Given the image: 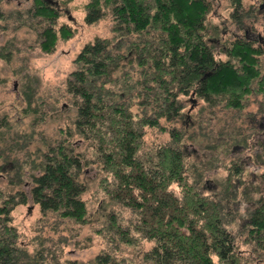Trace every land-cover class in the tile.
Segmentation results:
<instances>
[{"label":"trees","instance_id":"16d2710c","mask_svg":"<svg viewBox=\"0 0 264 264\" xmlns=\"http://www.w3.org/2000/svg\"><path fill=\"white\" fill-rule=\"evenodd\" d=\"M234 4L236 16L241 0ZM57 6L49 0H33L34 18L51 23L40 34L41 49L47 54L55 51L60 39L69 40L75 34L68 25L56 28L62 16ZM85 8L87 24H98L110 16L118 39H134L127 45L129 52L123 54L115 51L111 39L97 38L75 59L76 69L66 81L67 92L80 99L75 101L74 130L68 129L65 138L41 151L29 194L0 189V264H52L58 255L54 244L48 245L38 234L41 248L31 252L24 234L13 223V212L31 201L44 217L52 213L61 223L88 224L89 210L82 198L87 187L80 177L84 168L95 163L105 173L100 183L105 195L130 210L133 217L123 222L120 212L112 210L107 215L106 223L96 231L106 246L94 264H242L243 256L234 250L236 240L228 226L232 223L226 197L216 202L212 194L198 191L200 174L195 164L187 166L178 144L180 136H174L177 146L149 150L143 146L144 129L159 125L162 118L178 117L182 111L178 98L193 90L208 102L214 94L232 98L235 93L232 102L238 101L250 77L257 73L253 58L260 50L236 41L227 52L236 62L215 59L206 38V21L213 9L210 0H88ZM4 16L0 8V20ZM10 56L0 51V59L11 61ZM114 82L117 94L132 98L136 94L147 109L145 103H150L151 117L137 122L129 106L110 102L106 93L112 92L106 85ZM75 136L89 143L94 158L76 151ZM26 137L16 133L12 144L0 138V169L15 160L17 180L10 183L15 188L22 183L27 161L21 163L11 153L26 151L30 140ZM173 185L181 189L179 194ZM248 230L250 255L264 261V206L253 212ZM145 243L153 246L143 252L139 262L123 255L126 248Z\"/></svg>","mask_w":264,"mask_h":264},{"label":"rangeland","instance_id":"374dc122","mask_svg":"<svg viewBox=\"0 0 264 264\" xmlns=\"http://www.w3.org/2000/svg\"><path fill=\"white\" fill-rule=\"evenodd\" d=\"M49 2L56 7L59 4L62 14L56 22V28L68 25L75 32L73 38L69 40L60 39L55 51L49 54L41 49L40 34L51 23L41 18H34L33 0H2L0 4L1 11L5 15L4 19L0 20V51L7 56L12 54L11 61L0 59V138H5L7 144L14 143L13 138L16 133L26 135V138L30 139L26 151L9 152L12 158H20L21 163L27 161L24 165L22 183L17 188L10 184L11 180H17L13 172L15 160H12L4 163V167L0 169L2 190L13 192L23 190L29 194L32 188L31 175L38 173L34 168L41 160V151L45 152L47 145L55 143L62 137L65 138L66 135L63 134H67L68 129L74 130L72 124L75 123L78 111L75 101L80 99H75L67 92L66 81L76 69L74 61L84 46L97 38H106L111 39L116 52L127 54L129 52L127 45L134 39V36L118 39L120 37L113 32V19L110 16L98 24H87L84 18L88 0H49ZM252 2V0L242 1L244 13L240 14L248 16L242 22L246 28L255 25V29L264 35V12L255 9ZM256 2L258 6L261 4L259 1ZM232 3L230 0H216L206 21V38L214 50L215 59L224 62L229 59V55L225 52L231 48L236 33L242 36L245 32L244 30L237 32L235 29L231 18L234 9ZM13 16L18 17V22ZM15 22L17 23L14 24ZM216 39L221 41L219 45L215 42ZM258 67L259 64L256 65V68ZM256 68L254 67V70ZM255 84L257 83L252 84V88L256 87ZM116 85L115 82L106 85L107 90L114 93L113 95L106 93V98L110 102L129 106L133 119L137 122L142 118L151 117L153 111L149 109L150 103H145L147 109L140 105L141 100L136 98L138 95L135 94L132 98L125 97L123 93L117 94ZM193 92L195 91L178 98L182 106L180 116L174 120L162 118L159 125L145 127L143 146L149 150L151 148L157 150L166 144L176 145L174 136H180L182 139L178 144L186 155L187 166L195 164L196 171L200 174L197 179V189L205 196H209L211 193L206 187V180L214 177V170L217 168L220 170V176L225 179L226 165L229 163L228 157H224L217 168L212 163V142L215 141V135L217 132H222L221 138H225L232 124H247L251 116L256 114L255 116L258 117L261 109L259 107H264V93L252 92L253 94L250 95L242 91L239 100L234 103L232 98L237 93L232 95V98L229 94L227 96L214 94L210 98L212 100L208 102L197 94L193 95ZM28 95L32 97L31 100H28ZM72 142L77 152L85 154L87 158H94L93 148L89 143L77 136ZM101 168L100 163L91 164L84 168L80 177L87 187L82 196L89 210V223L86 225L76 224L70 220L61 223L52 213L44 217L31 201L15 209L13 223L24 234L23 239L29 244L31 252L40 249L41 241L44 240L48 245L54 244L55 251L57 250L58 255L52 264L56 262L57 264L72 262L94 264L95 257L106 246L105 241L96 231L106 223L107 215L115 210L124 217L123 222L132 219L133 214L130 210L120 207L105 195L100 184L105 176ZM172 189L178 194L181 191L177 185H173ZM245 208L246 205H243L242 209ZM242 209L238 213L237 221L228 225L236 240L234 250L243 256L242 264H264L262 259L254 260L250 255L252 249L246 243V230L249 225L242 226L246 217ZM38 234L43 238L42 240L38 238ZM152 246V243H145L138 247H128L123 255L137 263L141 260L143 252L150 250ZM50 258L47 261L51 260Z\"/></svg>","mask_w":264,"mask_h":264},{"label":"flooded vegetation","instance_id":"af4514ba","mask_svg":"<svg viewBox=\"0 0 264 264\" xmlns=\"http://www.w3.org/2000/svg\"><path fill=\"white\" fill-rule=\"evenodd\" d=\"M210 1L214 6L216 0ZM230 1L233 2L234 6L231 18L236 31H245L242 36L236 33L232 41H245L252 48L258 49L261 52L253 58L254 67L256 68V65L259 64V67L256 68L257 73L250 77L247 87L243 92L250 95L253 94L252 92L256 94L264 93V35L255 29V25L249 28L244 26L242 20L247 19L248 16L240 14L244 13L243 0H241L240 9H238L240 13L236 16L237 11L235 10L234 0ZM252 1L255 9L264 12V0ZM256 1H259L261 4L258 6ZM215 42H218V45L221 43L218 39ZM226 61L234 63L235 60L229 57ZM253 83H257L255 84V88H252ZM196 94L198 95L199 93L197 91L193 92V95ZM259 108V118L255 114L251 116L252 118H248L247 124H232L225 138H221L222 132H217L214 137L215 141L212 142L213 151L211 159L217 168L221 165L220 162L224 157L229 158V163L226 165L227 176L223 179L219 174V168H217L214 170V177L206 180L205 183L216 202L226 197L227 214L232 224L237 221L239 217L238 213L241 212L243 205H246V208L242 209L246 216L242 226L252 224L253 212L259 207L264 206V107ZM223 139L225 141L222 142ZM223 143L222 148L221 144ZM246 232L248 234L249 230L247 229Z\"/></svg>","mask_w":264,"mask_h":264}]
</instances>
